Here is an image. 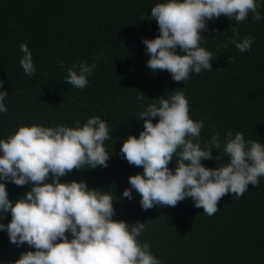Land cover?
Here are the masks:
<instances>
[{
	"label": "trees",
	"instance_id": "obj_1",
	"mask_svg": "<svg viewBox=\"0 0 264 264\" xmlns=\"http://www.w3.org/2000/svg\"><path fill=\"white\" fill-rule=\"evenodd\" d=\"M159 2L0 0V79L4 81L0 90L9 92L8 111L0 113V139L20 126L74 127L77 119L82 126L88 118L100 116L109 121L108 167L85 165L68 172L61 182L86 181L89 188L110 191L115 200L113 219L130 226L145 223L146 231L138 239L150 243L161 264H264V176L259 187L250 184L242 197L231 193L222 197L212 216L195 207L191 198L175 207L157 205L149 210L142 209L134 189L132 199L123 198L124 190L131 187L129 177L143 168L130 165L120 149L129 135L138 138L143 131V122L137 120L141 109L167 92H185L191 117L205 121L202 139L219 132L223 145L226 133L232 131L264 144V0H256L259 21L253 22L252 13L241 24L223 15L208 21L201 46L214 55L213 70L192 73L186 82L174 81L167 71L154 74L146 66L150 55L143 40L159 35V26L151 19V8ZM231 27L239 30L241 40L254 37L249 51L241 53L229 42ZM22 43L33 53V76L26 75L20 65ZM97 55L104 58L85 88L64 83L68 68L84 60L91 64ZM59 61L64 62L63 68ZM140 91L143 101L137 100ZM158 121L159 117L153 119ZM217 155L214 150L213 157ZM221 162L202 163L216 168ZM175 166L174 157L169 167L174 170ZM46 182H52L51 176ZM32 187L6 183L13 202ZM10 221V212L0 219L5 225ZM68 236L71 239L70 232ZM29 250L34 251L26 243L12 244L7 231L0 230V264H14Z\"/></svg>",
	"mask_w": 264,
	"mask_h": 264
},
{
	"label": "clouds",
	"instance_id": "obj_2",
	"mask_svg": "<svg viewBox=\"0 0 264 264\" xmlns=\"http://www.w3.org/2000/svg\"><path fill=\"white\" fill-rule=\"evenodd\" d=\"M259 7L256 0H161L151 8L159 35L143 40L150 55L146 66L154 74L169 72L176 82H186L192 73L212 71L214 55L201 46L207 38L201 33L208 21L223 15L241 24L252 13L256 22L262 19ZM231 31L229 42L241 53L249 51L254 37L241 40L236 27ZM20 51L24 73L33 76L36 68L28 44L22 43ZM102 58L97 55L91 64L87 60L73 64L64 83L85 88ZM58 66L63 68L64 62L59 61ZM3 86L0 79V89ZM168 93L141 109L137 120L143 122V131L138 138L129 135L123 142L120 152L127 162L143 168L142 173L129 177L131 187L124 190L123 198L132 199L134 189L143 210L157 205L175 207L191 198L195 207L212 216L225 195L239 198L250 184L259 187V178L264 176V144L232 131L226 133L223 145L219 132L202 139L205 121L191 117L185 92L176 89ZM8 94L0 90V113L8 111ZM144 98L140 91L137 100ZM156 117L159 121L153 123ZM110 139L109 121L100 116L88 118L82 126L79 119L74 127L20 126L14 134L0 139V219L11 213L10 223L0 222V230L7 231L12 244L26 243L34 249L23 252L14 264H161L150 243L138 239L146 231L145 223L137 221L130 226L113 219L115 200L110 191L89 188L86 181L61 182L68 172L85 165L107 168L111 154L105 142ZM214 150L219 152L216 157ZM174 157L173 170L169 164ZM212 159L222 162L216 168L202 163ZM50 176L52 182H46ZM8 182L33 187L13 202Z\"/></svg>",
	"mask_w": 264,
	"mask_h": 264
}]
</instances>
